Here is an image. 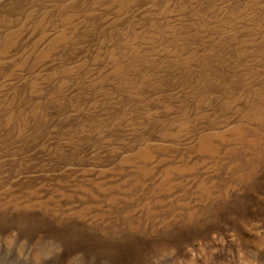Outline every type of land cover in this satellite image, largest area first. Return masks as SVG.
Listing matches in <instances>:
<instances>
[{
  "label": "rangeland",
  "instance_id": "rangeland-1",
  "mask_svg": "<svg viewBox=\"0 0 264 264\" xmlns=\"http://www.w3.org/2000/svg\"><path fill=\"white\" fill-rule=\"evenodd\" d=\"M0 264H264V0H0Z\"/></svg>",
  "mask_w": 264,
  "mask_h": 264
}]
</instances>
